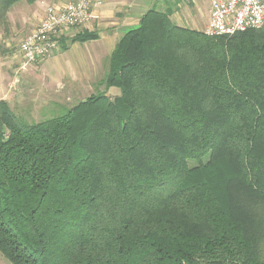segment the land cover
I'll use <instances>...</instances> for the list:
<instances>
[{"label": "trees", "instance_id": "1", "mask_svg": "<svg viewBox=\"0 0 264 264\" xmlns=\"http://www.w3.org/2000/svg\"><path fill=\"white\" fill-rule=\"evenodd\" d=\"M35 1L0 0V27ZM170 12L116 45L102 84L118 96L31 124L0 101L10 264H264V27L209 38Z\"/></svg>", "mask_w": 264, "mask_h": 264}, {"label": "rangeland", "instance_id": "2", "mask_svg": "<svg viewBox=\"0 0 264 264\" xmlns=\"http://www.w3.org/2000/svg\"><path fill=\"white\" fill-rule=\"evenodd\" d=\"M198 3L205 9L209 7L208 0H198ZM15 5L8 15L7 31L0 27V99L21 121L27 124L42 122L99 93L111 99L118 96V90H108L102 84L108 71L107 61L95 72V77L88 80L55 64L59 52L44 62L19 70L18 45L35 24L30 26L33 17L28 15L29 7L25 3ZM27 27H31L29 31ZM0 264L10 263L0 254Z\"/></svg>", "mask_w": 264, "mask_h": 264}, {"label": "crops", "instance_id": "3", "mask_svg": "<svg viewBox=\"0 0 264 264\" xmlns=\"http://www.w3.org/2000/svg\"><path fill=\"white\" fill-rule=\"evenodd\" d=\"M97 1L100 3L91 9L94 16L91 22L79 30H71L67 33L68 35L63 37L69 39L78 32L86 31L95 34L97 38L84 43H73L63 51L60 48L58 51L60 54L55 58V64H59L68 72H75V76L82 80L95 77V72L99 70L102 64L106 61L109 63L120 39L128 31L136 29L141 18L153 8L160 11H171L170 20L178 27L200 31L205 29L209 22V7L203 8L202 4L199 5L198 0H187V3H184V0ZM63 2L64 0H36L31 5L25 3L29 7L28 15L33 17L30 26L33 27L40 21L46 5L59 6ZM15 6H12L10 10ZM10 10L7 14V20ZM30 28L27 27L26 29L29 31ZM73 50L76 52L73 53ZM70 53L73 55L70 56ZM53 63H51L52 66Z\"/></svg>", "mask_w": 264, "mask_h": 264}, {"label": "built area", "instance_id": "4", "mask_svg": "<svg viewBox=\"0 0 264 264\" xmlns=\"http://www.w3.org/2000/svg\"><path fill=\"white\" fill-rule=\"evenodd\" d=\"M209 22L203 33L209 38L230 37L264 27V0H208ZM97 0H64L46 5L43 17L24 37L17 49L19 70L44 62L60 49V41L71 30H79L94 18Z\"/></svg>", "mask_w": 264, "mask_h": 264}]
</instances>
